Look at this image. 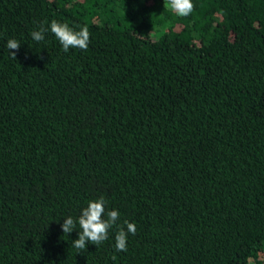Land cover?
I'll return each mask as SVG.
<instances>
[{"label": "trees", "instance_id": "1", "mask_svg": "<svg viewBox=\"0 0 264 264\" xmlns=\"http://www.w3.org/2000/svg\"><path fill=\"white\" fill-rule=\"evenodd\" d=\"M192 3L0 0V264H264V0ZM53 20L87 50L34 41ZM100 197L120 218L78 251Z\"/></svg>", "mask_w": 264, "mask_h": 264}, {"label": "clouds", "instance_id": "2", "mask_svg": "<svg viewBox=\"0 0 264 264\" xmlns=\"http://www.w3.org/2000/svg\"><path fill=\"white\" fill-rule=\"evenodd\" d=\"M168 7L180 17L189 16L194 10L192 0H168ZM54 34L55 38L62 45L63 50L67 52L70 48H79L87 50L90 43V32L87 26H82L78 31L70 28L66 23L51 21L48 27L40 26L39 30H33L31 37L36 42L45 40V34L48 31ZM6 47L11 56L15 59L20 50V43L16 39H8ZM106 201L103 197L88 202V205L82 210L78 224L80 231L78 238L72 242V247L78 251H84L87 244L91 243L98 247L104 241L109 239V231L117 225L120 218L118 210L107 211L105 209ZM105 213L106 217L105 218ZM77 221L71 216L64 219L60 225L64 234H70L76 229ZM127 231L120 227L115 234V250L118 252L127 251V239L129 233L135 235L136 226L133 223L125 221Z\"/></svg>", "mask_w": 264, "mask_h": 264}]
</instances>
